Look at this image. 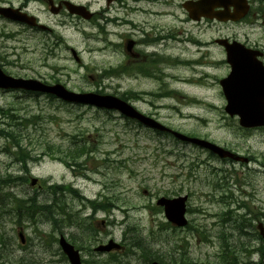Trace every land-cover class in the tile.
Listing matches in <instances>:
<instances>
[{
	"label": "rangeland",
	"instance_id": "374dc122",
	"mask_svg": "<svg viewBox=\"0 0 264 264\" xmlns=\"http://www.w3.org/2000/svg\"><path fill=\"white\" fill-rule=\"evenodd\" d=\"M74 1H87L94 12L105 10L100 0ZM182 2L174 0L170 6L176 18L152 22L157 27L163 26L165 36L177 37L175 40L167 37L154 47L161 50L167 63L143 64L147 76L137 73L139 62L132 61L124 51V44L126 40L136 41L138 35L141 40L154 41L148 22L152 20L146 19L149 26H144L146 23L139 14L116 15L111 10L108 17H112V22L104 26L102 21L84 22L66 15H52L47 5L38 2H31L30 9L52 32L27 29L20 33L18 27L0 21V30L3 29L0 67L13 77L59 82L77 93L128 97L139 111L165 127L207 139L242 156H252L255 162L242 165L218 160L206 151L128 122L114 112L0 90V132L12 131L15 137L21 135L31 142L28 145L23 141L21 147L26 149L19 152L0 134L3 263L68 264L57 245L62 235L82 250L78 248L83 264H149L152 256L160 257L164 264H264V240L251 235L253 230L249 227L248 235L243 231L241 215L246 212L240 209L248 204L250 210L264 214V129L242 130L236 117L225 114L226 102L218 82L230 69L223 49L214 43L216 39L227 38L258 46L264 52V20L195 23L180 8ZM114 16L126 20L127 25L115 21ZM55 37L60 38L58 42ZM45 40L56 42L50 55H45L41 46ZM100 44L108 45L111 53L100 52ZM69 48L78 53L81 64L74 62ZM143 49L153 48L144 45L136 51L145 55ZM148 94V99L140 98ZM80 141L89 152L83 154L87 161L82 169L73 167L72 158L67 166L52 160L49 158L52 154L43 150L44 146H51L54 148L49 152L54 157L67 158L63 147L74 150L77 146L73 142ZM39 155L45 157L34 162L32 158ZM26 176L36 178L40 188L31 187ZM67 185L90 204L74 198L67 190L59 188L53 193L48 188ZM249 194L253 196L248 197ZM183 195L188 196L189 225L174 230L167 227L169 224L162 210L155 206V200ZM222 196L228 197L221 202ZM33 197L48 198L54 217L60 208L67 217L61 216L64 219L61 224L45 213L38 219L34 217L36 213L28 218L23 210L29 203L19 210L17 200L36 199ZM94 202L99 210L93 208ZM92 213L94 224H98L97 233L86 219ZM61 217L57 215L56 219ZM260 223L264 226V220ZM19 230L26 239L23 248L17 237ZM108 240L122 243L128 256H117L114 263L109 262L115 258L112 254L91 252ZM223 243L233 246L235 254L225 255ZM259 246L261 255L253 252Z\"/></svg>",
	"mask_w": 264,
	"mask_h": 264
},
{
	"label": "water",
	"instance_id": "95a60500",
	"mask_svg": "<svg viewBox=\"0 0 264 264\" xmlns=\"http://www.w3.org/2000/svg\"><path fill=\"white\" fill-rule=\"evenodd\" d=\"M64 5L71 14L82 16L84 19H90L92 16L84 7L75 6L68 2H64ZM184 8L188 12L189 17L195 21H199L202 17L211 19V10L212 19L215 18L218 21H238L247 11L245 0H196L186 3ZM216 8L219 11L214 12ZM230 8L233 9V12H230ZM1 12L8 17L27 23L28 25L34 26L35 24L32 18L25 15L18 16L9 10H2ZM215 43L225 48L227 55L226 61L231 67L229 75L220 81V86L227 101L225 112L231 117L238 116L239 124L243 128L264 127V67L256 59L261 54L257 51L246 50L237 42L230 44L227 40L221 39L216 40ZM72 53L75 56V53ZM0 89L47 93L67 102L90 104L99 108L116 110L123 116L136 120L154 130L172 133L174 137L181 141L208 149L220 159H230L243 163L248 162L247 158L233 154L206 141L187 138L171 132L154 120L141 115L126 102L116 97L95 94H75L67 91L63 86L58 84L48 86L36 80L11 78L5 75L1 69ZM34 183L35 181L32 184ZM185 199H160L157 201V204L164 206L165 215L170 222L177 226H184L186 224L183 218ZM59 246L70 264H80L78 251H75L74 247L67 243L63 237H60ZM118 248L117 245L110 241L107 246L99 247L98 251H110L111 249Z\"/></svg>",
	"mask_w": 264,
	"mask_h": 264
},
{
	"label": "flooded vegetation",
	"instance_id": "af4514ba",
	"mask_svg": "<svg viewBox=\"0 0 264 264\" xmlns=\"http://www.w3.org/2000/svg\"><path fill=\"white\" fill-rule=\"evenodd\" d=\"M100 1L102 2V5H104L106 8L105 10L99 11L97 13L98 15L97 21L98 20L100 22L102 21L104 26L112 22V17H108V13L111 10H114L116 12V15L119 14L120 12L123 15L124 14L128 15L131 12L134 15L139 14L143 17V20L146 23V25L144 26H149V23L146 22V19L147 20L150 19L153 21V20H159L161 18H167V17L176 18L177 17L172 11V9H170V6L173 5L174 0H100ZM125 1H128L129 4H127ZM184 1L185 0H183V2ZM30 2H31L30 0H21L20 2L14 1V0H0V8H11L21 13H26L28 15H32V14L36 15L30 9ZM42 3L47 5L48 11L51 14L52 13L51 5L45 2H42ZM182 3L180 4V7L182 6ZM247 3L250 8H249V12L247 14L246 19L248 18V19H253V20H264V0H247ZM56 4L58 5V1ZM65 14H66V10L64 9V7L59 8L57 15L64 16ZM113 18L116 19V16H114ZM0 21H3V23L5 24L6 22L12 23L8 21L7 19L3 18L2 16H0ZM115 21L120 22V24L123 23L127 25L125 22L126 20L124 21L125 23L123 22L122 19H116ZM104 26H102V30L105 29ZM21 27H24V26H21ZM134 27H135V30H138L139 32L141 31L140 27L138 26H134ZM0 31L2 32L3 29H1ZM150 31L154 32V35L152 37L155 39L154 41L151 39L141 40L138 35L136 41L134 40L131 41L132 46H131L130 54L127 53V55L130 58H133L132 61L136 60L137 62H139L137 73L141 76H143L142 75L143 73L147 76V73L145 72V70H142L146 67L143 64L150 63V66H152V64L156 62H161L163 64L167 63V59H165L163 55L160 53L161 50L158 49L157 51L156 50L157 48H154V47H157L156 45L158 46L161 45L163 41L168 37V34L167 36H165L163 26H160V27H157V25L150 26ZM156 43H159V44H156ZM144 45L146 46V48H153L150 50L143 49V51L146 53L145 55H143L141 52L136 51L137 47L139 46L144 47ZM156 53L160 57H158ZM262 58H264L263 55H262ZM141 66L143 68H141ZM150 66H148L146 70H148Z\"/></svg>",
	"mask_w": 264,
	"mask_h": 264
},
{
	"label": "trees",
	"instance_id": "16d2710c",
	"mask_svg": "<svg viewBox=\"0 0 264 264\" xmlns=\"http://www.w3.org/2000/svg\"><path fill=\"white\" fill-rule=\"evenodd\" d=\"M123 99H125L124 97H122ZM52 100V99H51ZM17 126V125H16ZM25 128V127H24ZM0 134L4 137V138H6V139H8V141H10L11 143H12V145L13 146H15L16 147V149L17 150H19V152L21 151H24L26 148H22L21 147V143L23 142V141H25V143L26 144H30L31 142L29 141V138H26V140H25V137H23L22 138V136L21 135H16V137L13 135V132L11 131V132H7V131H1L0 132ZM26 147V146H25ZM70 149V148H69ZM45 150L46 151H49L50 150V148H49V150H48V147H46L45 148ZM70 151H71V149H70ZM85 151L87 152V148H86V145L85 144H83V146L81 147V146H79V144H78V146L76 147V149H74V150H72L71 152H69V154H67V155H69L70 157H76V156H78L79 154L80 155H82L83 153H85ZM26 157H28V156H26ZM22 179V178H21ZM24 181H26V179H24ZM49 189H51L52 190V192L53 193H56L55 191L57 190V189H59L60 187H57V186H51V187H48ZM62 189V188H61ZM70 192H73V193H75L76 194V192L75 191H71V190H69ZM55 195V194H54ZM33 198H36V199H29V200H17L19 203H20V207H19V210H22L23 208H24V205L23 204H27V203H29L28 205H27V207L23 210V211H25V215L28 217V218H30L32 215V213H36L35 215H34V217L35 218H37L38 219V217H43V213H45V216H47L48 215V218L49 219H51V220H53L54 222H56V223H62V221H64V219L63 218H66L67 216H66V213L62 210V208H60V210H59V212H57V215L58 216H62L60 219H56V217H57V215H56V217H54V215L51 213L53 210H52V207L50 206V205H48L47 203H49L50 202V200L48 199V198H45V199H43V200H38L37 199V197H33ZM56 199V198H55ZM14 200V199H13ZM93 208L96 210L99 206L98 205H96V204H94L93 203ZM106 207H108L107 205H105ZM107 209V208H106ZM262 215H264V214H262ZM0 218H2V217H0ZM68 221V220H67ZM79 224V223H78ZM90 229V228H89ZM92 231H95L93 228H92ZM222 247H225V252H227L228 254L229 253H231V254H233V251L232 252H230L231 251V248L230 247H228V245H226L225 246V244L223 243L222 244ZM232 249H234V248H232ZM141 250H143L142 248H141ZM17 261H19L18 260V258H17ZM159 261V260H158ZM233 261H234V259H233ZM160 262V261H159ZM0 264H8V263H6V262H2V260H0ZM11 264H13V263H11ZM15 264H20L19 262H17V263H15Z\"/></svg>",
	"mask_w": 264,
	"mask_h": 264
},
{
	"label": "bare ground",
	"instance_id": "6f19581e",
	"mask_svg": "<svg viewBox=\"0 0 264 264\" xmlns=\"http://www.w3.org/2000/svg\"><path fill=\"white\" fill-rule=\"evenodd\" d=\"M163 19L164 18H161L160 20H159V23H161L162 21H163ZM154 21V20H153ZM153 21H148L150 24H151V26H155V25H157V24H153L152 22ZM101 46H100V52H102L103 54H109V53H111L110 52V47H108V45H103V44H100ZM155 206H157V207H160V205H158V204H155ZM20 243V242H19ZM22 245L20 244V247H21Z\"/></svg>",
	"mask_w": 264,
	"mask_h": 264
}]
</instances>
